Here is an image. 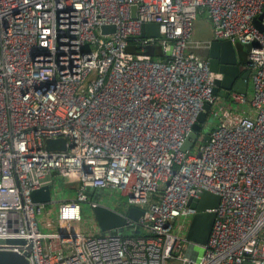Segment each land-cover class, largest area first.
<instances>
[{
	"label": "built area",
	"instance_id": "2783aa9c",
	"mask_svg": "<svg viewBox=\"0 0 264 264\" xmlns=\"http://www.w3.org/2000/svg\"><path fill=\"white\" fill-rule=\"evenodd\" d=\"M263 7L264 0H0V238L23 239L0 248L25 252L29 264H264ZM202 12L211 35L194 39ZM259 14L262 29L253 22ZM151 21L159 35H141ZM102 24L114 31L100 33ZM212 39L251 43L250 92L230 90L228 103L212 90L220 73L189 51ZM149 44L166 58L145 53ZM204 103L206 116L217 107L214 123L198 121ZM196 121L195 142L182 150ZM58 137L64 149L45 148ZM52 173L75 174L76 183L57 219L80 220L88 187L117 189L126 207L142 209L136 220L125 216L122 226L133 232H42L45 202L31 191L49 186ZM203 190L219 200L199 245L175 222L191 218L197 208L187 201Z\"/></svg>",
	"mask_w": 264,
	"mask_h": 264
},
{
	"label": "water",
	"instance_id": "95a60500",
	"mask_svg": "<svg viewBox=\"0 0 264 264\" xmlns=\"http://www.w3.org/2000/svg\"><path fill=\"white\" fill-rule=\"evenodd\" d=\"M264 12V7H263ZM258 17L253 19V22L262 29L259 24ZM100 33H109L114 31L113 24H102L99 26ZM141 35H154L158 36V27L156 22H147L143 25ZM251 43L242 44L248 49ZM207 51L206 58L211 70L220 73L214 79L213 92L226 97L230 90L246 93L249 88V69L244 63L240 62L237 58V53L234 44L228 39H212L208 46L205 48ZM145 53L153 55L154 46L149 44L146 46ZM209 108L208 103L203 104L197 119L199 122L204 121L206 111ZM200 128L199 123L196 121L191 126V129L185 135L182 142L181 149L187 150L193 146L197 137L196 131ZM208 134L204 133L201 138V143L205 144L208 139ZM45 148L47 149H64L65 139L46 138L44 141ZM31 198L34 202H51L50 189L48 185L41 186L31 191ZM219 196L208 190H203L198 199L188 200L190 206H195L197 211L191 215L185 237L199 245H204L207 241L209 231L213 220L215 218L214 207L217 206ZM92 215L95 219L99 230L102 233L106 232H121L122 225L124 224L125 216L132 219H137L142 213V209L136 206L127 207L125 213L118 212L113 208L98 202H90ZM17 243L23 242L21 238H0V243ZM0 264H29L25 252H17L10 249L0 248ZM242 264H252L251 261L245 260Z\"/></svg>",
	"mask_w": 264,
	"mask_h": 264
},
{
	"label": "rangeland",
	"instance_id": "374dc122",
	"mask_svg": "<svg viewBox=\"0 0 264 264\" xmlns=\"http://www.w3.org/2000/svg\"><path fill=\"white\" fill-rule=\"evenodd\" d=\"M205 36H208L206 29H203V30L199 29L198 31L195 32V37H197V38L205 37ZM197 38H194V39H197ZM233 44L235 46V50H236L237 54L239 51H241L243 53L246 52V48L244 47V45L236 44V43H233ZM248 92H250V88H248ZM219 99H220V101L228 103L227 97H219ZM211 112L205 118V121L208 123H214L217 120L218 110H217V107L215 105H212ZM208 128H210V127L209 126L203 127L201 131L203 133H205L208 130ZM196 145H194V148H196ZM74 181H75V174H72V173H64V174H59L56 176L54 175L53 177H51V182L49 184L51 199L55 200V197H57L59 195L58 192H60L63 189V186L65 185V183L73 184ZM86 193L88 195V198L85 201H82L80 203L81 218L78 221L72 222L73 226L77 227L78 224H84L86 226V228L91 229L90 226L92 225V223L95 224L96 221L92 215V210H91V206H90L91 201L105 204V205H107V206H109V207L113 208L114 210L121 212V213H125V211L127 209V207L125 205V195H123L117 189L88 187L86 189ZM56 205L57 204L55 202L54 206H56ZM51 217L53 219H56V211L53 212ZM53 219H51L52 223L55 224V221ZM189 219H190L189 216L185 217V218H182V217L178 218L175 222V229L180 225V221H184L185 225L181 229V233L183 235H186V231H187L186 226L189 223ZM39 228L42 230L46 229V227H43V226H40ZM62 228H64V230H68V225H63ZM71 228L74 229V227H72V226H71ZM133 230H134V227L131 223L125 224L124 226H122V229H121V231H124V234H129V233L133 232Z\"/></svg>",
	"mask_w": 264,
	"mask_h": 264
},
{
	"label": "crops",
	"instance_id": "0c3cea01",
	"mask_svg": "<svg viewBox=\"0 0 264 264\" xmlns=\"http://www.w3.org/2000/svg\"><path fill=\"white\" fill-rule=\"evenodd\" d=\"M199 29H201V30L206 29L208 36L199 37V38L195 37V32L198 31ZM210 35H211V25H210L209 19L206 17L205 13L202 12V13L197 15V17L194 21L192 36L194 38H197V39H207L208 37H210ZM236 44H239V43H236ZM203 49L204 48H194V49L189 48V51L193 52L196 55H200V56L204 57ZM244 54L245 53L239 51L237 54V58L240 62L245 64V61L243 60ZM249 88H250V85H249ZM54 175L56 176L59 174L52 173L51 177H53ZM75 190H76L75 181L73 184L65 183V185L63 186V189L60 192H58L59 195L58 196L56 195L57 197H55V200H52L51 202H48V203H46V202L44 203L43 211L39 215H37V221H38L39 227L40 226L46 227V229H43V230L39 228L42 232H54V231L63 232V231H65L64 228H62V226L68 225V224L63 220L57 219V217H56V219H53L51 216H52L54 211H57L58 204L61 201L68 200L75 195ZM55 202L57 204L56 206H54ZM56 216H57V214H56ZM50 218L55 221V224L52 223V220ZM71 226L74 228H78L82 232H86V233H102L101 230H99L96 223L95 224L92 223V225L90 226L91 229L86 228V226L84 224H78L77 227L73 226L72 222L70 225H68V227H71Z\"/></svg>",
	"mask_w": 264,
	"mask_h": 264
},
{
	"label": "trees",
	"instance_id": "16d2710c",
	"mask_svg": "<svg viewBox=\"0 0 264 264\" xmlns=\"http://www.w3.org/2000/svg\"><path fill=\"white\" fill-rule=\"evenodd\" d=\"M130 41L132 42L133 39L130 38ZM128 48H130L131 51H135L136 45H134V44H130V45H128ZM244 53H245V52H244ZM245 55H246V53L244 54V59H243L244 61H245ZM152 56H153V58H155V59H165V58H166V54H165V52H163L162 50H158V49H156V50L154 51V54H153Z\"/></svg>",
	"mask_w": 264,
	"mask_h": 264
},
{
	"label": "flooded vegetation",
	"instance_id": "af4514ba",
	"mask_svg": "<svg viewBox=\"0 0 264 264\" xmlns=\"http://www.w3.org/2000/svg\"><path fill=\"white\" fill-rule=\"evenodd\" d=\"M203 54H204V57L206 58L207 51H206V49H205V48L203 49Z\"/></svg>",
	"mask_w": 264,
	"mask_h": 264
}]
</instances>
